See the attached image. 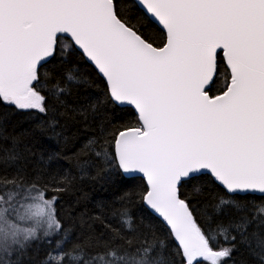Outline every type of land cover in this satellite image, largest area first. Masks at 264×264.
<instances>
[{"label": "snow or ice", "instance_id": "6c2138e0", "mask_svg": "<svg viewBox=\"0 0 264 264\" xmlns=\"http://www.w3.org/2000/svg\"><path fill=\"white\" fill-rule=\"evenodd\" d=\"M73 55L95 68L108 104L134 109L138 126L103 128L112 147L95 155L143 174L142 201L166 237L121 209L135 243L116 233L85 260L62 235L48 186L21 168L0 181V264H22L34 243L50 246L42 264H227L240 245L264 264V0H0V110L36 113L54 130L47 117L65 88L41 69ZM62 79L81 77L69 68ZM0 153L21 158L15 146ZM204 181L220 191L201 222L181 190L199 193Z\"/></svg>", "mask_w": 264, "mask_h": 264}, {"label": "trees", "instance_id": "16d2710c", "mask_svg": "<svg viewBox=\"0 0 264 264\" xmlns=\"http://www.w3.org/2000/svg\"><path fill=\"white\" fill-rule=\"evenodd\" d=\"M69 68L79 72L78 83L69 84L62 79ZM41 72L54 75L65 88L56 104V113L49 112L47 117L51 120L56 115L55 128H49L36 113L0 110V149L15 146L21 157L13 159L0 153V181L12 179L21 168L29 175L39 176L48 186L50 196L55 197L56 212L65 230L62 235L68 244L82 246L85 260L102 251L116 233H120L118 243H135L136 234H129L127 228L121 229L117 216L121 209L133 215L138 229L161 239L166 237L167 228L143 204L145 181L140 177L126 178L119 169L103 167L95 155L101 146L110 150L112 147L104 143L101 130L106 127L110 133L125 124L138 126L135 112L108 104L102 78L78 55L67 60L57 57ZM223 83L221 74L210 94L218 93ZM92 106H95L94 112ZM94 138L97 145H90L89 141ZM181 191L182 198L191 204L200 221H207L220 191L218 186L204 181L199 193L191 185H185ZM254 203L258 204L259 200ZM254 229L255 226L249 231ZM220 246L229 245L221 238ZM48 251V244L34 243L23 254L22 264H42ZM233 261L252 264L242 245L227 264Z\"/></svg>", "mask_w": 264, "mask_h": 264}, {"label": "water", "instance_id": "95a60500", "mask_svg": "<svg viewBox=\"0 0 264 264\" xmlns=\"http://www.w3.org/2000/svg\"><path fill=\"white\" fill-rule=\"evenodd\" d=\"M86 61V60H85ZM87 62V61H86ZM88 63V62H87ZM89 65H91L90 63H88ZM92 66V65H91ZM93 67V66H92ZM94 68V67H93ZM95 69V68H94ZM118 107H121V108H126V107H122V106H118ZM127 108H131L133 111H134V109L132 108V107H127ZM135 112V111H134ZM121 172H122V174L124 175V177H126V178H133V177H140V178H142L144 181H145V184H146V179L143 177V174H141V173H130V174H126V173H123V171L122 170H120ZM146 187H147V185H146ZM144 204V203H143ZM144 206H145V208H147V206L144 204ZM155 217H157L160 221H161V223L165 226V224L162 222V220L158 217V216H156V215H154ZM166 227V226H165ZM167 228V227H166Z\"/></svg>", "mask_w": 264, "mask_h": 264}]
</instances>
